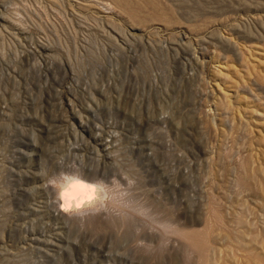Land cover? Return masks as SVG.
Wrapping results in <instances>:
<instances>
[{"label":"rangeland","instance_id":"obj_1","mask_svg":"<svg viewBox=\"0 0 264 264\" xmlns=\"http://www.w3.org/2000/svg\"><path fill=\"white\" fill-rule=\"evenodd\" d=\"M120 1L0 0V264H264V0ZM51 160L109 215L38 246L11 171Z\"/></svg>","mask_w":264,"mask_h":264},{"label":"bare ground","instance_id":"obj_2","mask_svg":"<svg viewBox=\"0 0 264 264\" xmlns=\"http://www.w3.org/2000/svg\"><path fill=\"white\" fill-rule=\"evenodd\" d=\"M120 2H122V0ZM125 5H128L127 7H130L129 6L130 4H126V2H125ZM135 9L136 8H133V11H132L131 8H130L131 13H129V14H132L133 16L138 17L139 15H138V13H137V11ZM222 93L224 94V92H222ZM29 145H32V144L30 143ZM106 161H105V164L106 163L108 164V162H106ZM14 162L12 161V163H14ZM68 163L65 162L64 160H51V162H49V165H47L48 166L47 168H49V172L48 173L52 174V176L49 177V178L45 176L44 172H35V171H33V172L32 171L31 172H27L26 170H18V169H17L18 171L17 170L16 171H11V172H13L11 175L14 176V177H16V178H14V180L12 178V180L15 182V184H12L13 182L11 183V185H13L12 188L13 189L15 188V190L19 192V194H17V199L18 200L15 202V204L17 205V210L15 212L14 217L17 216L18 219L19 218L21 219L22 222H21L20 225L27 232L26 233L27 234L26 236H28V240H31L32 242H34V244H36L38 246L40 245L38 243H43L44 242V240H43L44 238L43 239L41 238L42 235H43L42 234L43 230H41V228L35 230L34 227H33V229H30V228L26 227L28 225L34 226V223L33 222H34L35 219H36L35 222H40V223H43V219H45V218H49L50 220L51 219L52 220L53 219H55V220L61 219V221L64 220L63 221L64 224H67V221L66 220L69 218V215H75L76 217L75 218H72L71 220L74 219L76 225H78L79 223H80L79 225H82L83 222H84L83 221L84 220V213L87 212V211H89V210L92 213V211H94V209L95 210L98 209V208L97 209L95 208V207H98L96 205V203L98 202L97 201L94 204V206H92V207H89L87 205H82L79 210H76L74 208V206H72V208L70 210L65 211V209L63 207V205L65 204V201H63V200H61L59 198V196L57 194L58 193V188L55 187L54 186V183H53V182L59 183V181L61 179V176L63 174H66L67 173V174H72V175L79 176L85 182H91V183L96 184L99 189H102V186H103L102 185V181L104 179L106 180V171L104 172L103 169H100L101 171H99L97 168L92 167L93 169H91L90 171H83V170H81L82 168L79 169L78 171H73L72 170L73 168L72 167L70 168V166L68 165ZM103 164H104V161H103ZM107 164H106V166H107ZM109 166H111V164ZM78 168H80V167H78ZM109 170H111V168ZM111 171H113V170H111ZM46 174H47V172H46ZM106 187H103V188H106ZM101 203L102 202L100 201V204ZM98 205H99V203H98ZM99 209H101V207ZM107 210L108 209H107V207L105 205L102 210H100V211L97 210V213L96 214L97 215H100V217H96L97 215L96 214L93 215V213L90 214L92 218L87 223H89V225L91 224V225H94V226H96V225L98 226L99 223H101V224H107L106 221H104V222L102 221V218H105L106 216L109 215L107 213ZM86 215H87V213H86ZM122 220L127 225V227H126L127 229H126V233H125L126 235L123 236V237L125 238V240H129L130 239L129 241H131L133 238L131 237L132 235H130L131 234V226L130 225H132V224H131L130 220H128L127 218H122ZM76 221H77V223H76ZM52 226H53V224H52ZM37 227H38V225H37ZM59 227H60V225H59ZM90 228H91V226H90ZM185 233H186V235L188 236V238L191 241H195V243H197L196 244L197 247H199L198 245H201V247L203 246V244L205 245L206 240L203 239V238H201V237L200 238L197 237L198 236V231H195V230H186ZM195 235H197V236H195ZM22 237H25V234ZM142 237H143L142 235L138 236L139 239L142 238ZM48 241H49V239H48ZM203 248H204V246H203ZM36 249H37V247H36ZM31 250H33V248H31ZM198 250H199V248H198ZM203 250L201 249L199 251H203ZM93 260H94V257L92 258V261ZM95 262L96 261H94V263Z\"/></svg>","mask_w":264,"mask_h":264},{"label":"clouds","instance_id":"obj_3","mask_svg":"<svg viewBox=\"0 0 264 264\" xmlns=\"http://www.w3.org/2000/svg\"><path fill=\"white\" fill-rule=\"evenodd\" d=\"M54 186L58 188V196L61 200L65 201L64 194L68 192L74 199L71 200L72 206L76 210H79L81 207L77 208L75 205L83 201L82 205H87L89 207L94 206L97 201H103L105 197L101 194L102 190L98 186L91 182H85L79 176L72 174H63L59 183L53 182ZM80 184L86 187L82 189H73V184ZM94 190V191H93ZM91 196V199L89 197ZM81 205V206H82Z\"/></svg>","mask_w":264,"mask_h":264},{"label":"snow or ice","instance_id":"obj_4","mask_svg":"<svg viewBox=\"0 0 264 264\" xmlns=\"http://www.w3.org/2000/svg\"><path fill=\"white\" fill-rule=\"evenodd\" d=\"M72 187L75 190V189H82V188H84L86 186L80 185V184L77 183V184H73ZM64 196H65V204L63 205V207H64L65 211H68V210H70L72 208L71 200L74 199V197H72L68 192H66L64 194ZM89 199H91V196L89 197ZM82 204H83V201H80L75 206L77 208H79V207H81Z\"/></svg>","mask_w":264,"mask_h":264}]
</instances>
